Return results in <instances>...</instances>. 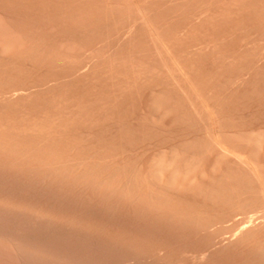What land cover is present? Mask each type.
Here are the masks:
<instances>
[{
	"label": "rangeland",
	"instance_id": "rangeland-1",
	"mask_svg": "<svg viewBox=\"0 0 264 264\" xmlns=\"http://www.w3.org/2000/svg\"><path fill=\"white\" fill-rule=\"evenodd\" d=\"M0 264H264V0H0Z\"/></svg>",
	"mask_w": 264,
	"mask_h": 264
}]
</instances>
